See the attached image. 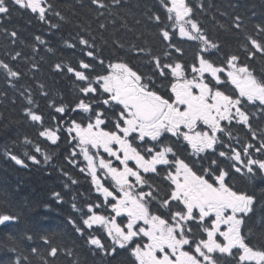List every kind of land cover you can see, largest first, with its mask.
<instances>
[{
    "label": "snow or ice",
    "instance_id": "obj_1",
    "mask_svg": "<svg viewBox=\"0 0 264 264\" xmlns=\"http://www.w3.org/2000/svg\"><path fill=\"white\" fill-rule=\"evenodd\" d=\"M45 3L46 0H0V14L8 15L11 5L30 10L44 21ZM91 3L105 7L101 0H91ZM159 4L166 13L167 23L159 14L150 18L159 26V38L165 49L183 54L174 42L177 35L181 40L198 41L201 45L196 62L191 65V78L185 64L172 60V53L167 50L163 52V59L148 52L147 63L151 70L144 73L122 59L105 65L103 59H98L95 45L80 37L79 45L83 48L78 64L55 65L57 73L74 78V106L55 100L49 102L48 107L59 114L51 116L55 128L45 126L39 105L26 107L24 118L37 126L39 137L52 144L58 142L61 132L78 142L86 161V167H81L80 171L90 176L103 203L87 204V213H81V224L69 222L82 236L86 234L85 229L94 230V226L103 229L110 245L92 232L87 233V244L94 254L108 258L109 264L121 253L128 254L130 264H218V254L235 258L237 252L239 264H264V249L250 246L243 232L246 218L254 211L256 197L235 190L228 182L230 172L221 167L217 159H212L198 173L176 150V145L182 144L191 150L190 155L198 158L202 153L214 154L217 145L222 143L221 134L232 138L233 122L247 128L256 140L244 105L245 102L258 104L264 113V79L257 78L247 64L240 63L238 55L228 56L226 66H218L204 55L212 49L218 50V45L193 19L194 10L188 0H159ZM47 7L50 9L52 5L49 3ZM234 27L241 28L238 16ZM256 28L264 37V26ZM11 35L17 34L12 32ZM36 39L44 43L39 36ZM245 40L244 48L250 59L256 53L264 56V39L246 36ZM65 44L70 49L77 47L67 41ZM139 51L144 52V49ZM18 56L19 52L12 59ZM93 62L102 66L103 71L96 72ZM0 69L8 78L20 77L18 71L3 61H0ZM229 85L231 91L227 90ZM40 88L41 95L47 98L49 93L43 91L44 85ZM28 104L33 105L34 101L29 98ZM73 114L80 118L74 119ZM224 121L228 124H223ZM109 123L112 128L107 127ZM169 138L175 140L166 143ZM25 142L32 143L27 138ZM224 147L228 152L220 151L219 157L232 161L235 173L245 174L246 171L250 181L257 174L264 175V159L252 156L253 149L264 155V137L258 146L245 143L241 149L231 144ZM100 149L122 167L113 166V160L100 155ZM34 151L41 152L39 143L35 144ZM25 155L33 163H39L35 155ZM10 158L17 165L26 166L17 155ZM50 158L44 154L45 162ZM207 158V155L203 157ZM129 162H134L135 167L129 166ZM161 173L163 180L169 182V191L163 196L160 188L151 182L152 177L146 175L160 176ZM101 176L104 181L111 180L114 190L105 186ZM145 187L148 191H144ZM153 202L159 206L156 213L152 211ZM100 208L110 209L115 215L100 214L96 211ZM161 210L163 215L158 214ZM123 216L127 217V222L118 223L117 217ZM17 219L11 214H0V225ZM57 252L53 247L49 255L55 257Z\"/></svg>",
    "mask_w": 264,
    "mask_h": 264
},
{
    "label": "trees",
    "instance_id": "obj_2",
    "mask_svg": "<svg viewBox=\"0 0 264 264\" xmlns=\"http://www.w3.org/2000/svg\"><path fill=\"white\" fill-rule=\"evenodd\" d=\"M101 2L105 7L93 5L91 0H46L44 21L39 20L30 10L11 5L12 10L8 15L0 14V61L8 63L20 73L19 79H11L0 69V214L18 217L15 222L0 225V264H15L16 261L19 264H109L108 258L94 254L87 244V233L92 232L110 245L111 241L104 236L103 229L94 226V230L85 229L86 234L82 236L69 222L72 220L81 224V213H87V204L103 203V197L95 191L90 176L80 171L81 167H86V161L80 153L78 142L71 141L66 132H61L58 142L52 144L39 137L37 126L24 118L26 107L39 105V111L45 117V126L55 128L51 116L59 114L48 107L49 102L55 100L57 103L74 106V78L57 73L55 65L61 62L78 64L83 48L79 45L80 37L95 45L98 59H103L105 65L109 61L122 59L134 69L147 73L151 70L147 63V53L151 52L163 59V52L167 50L172 53V60L185 64L188 77L192 76L191 65L196 62V54L201 45L198 41L181 40L177 35L174 42L183 50V54L164 48L159 38V26L150 18L159 14L167 23L166 13L159 0ZM188 2L194 10L193 19L203 33L218 45V50L212 49L204 55L218 66H226L228 56L238 55L240 63L247 64L257 78L264 79V56L256 53L250 59L244 48L246 36L264 39L256 28L257 25L264 26V0ZM49 3L52 5L50 9L47 7ZM237 16L241 23L239 30L234 27ZM101 25L104 27L101 28ZM12 32L17 35L13 37ZM37 36L44 41L43 44L36 39ZM65 41L77 47L70 49ZM140 49H144V52H140ZM17 52L20 56L13 60ZM102 71V66L96 64V72ZM41 84L44 85L43 91L49 93L47 98L41 95ZM227 90L231 91L232 86L229 85ZM29 98L34 101L33 105L28 104ZM244 107L249 113L257 139H252V133L247 128L233 122L232 138L221 134L222 143L217 146L216 152L203 154V157L208 156L204 159V167L212 159H217L220 166L230 172L228 182L235 190L256 197L254 211L246 218L243 232L250 246L264 249V175L257 174L251 181L246 171L245 174L237 173L234 176L231 168L233 162L219 157L220 151L228 152L225 144L235 147L234 143L239 141L238 149L245 143L258 146L264 137V113L259 110L258 104L245 102ZM73 118L80 117L73 114ZM222 123L228 124L227 121ZM107 127L112 128L113 125L109 123ZM26 138L32 143H26ZM174 140L169 138L165 142L171 143ZM37 143L41 147L39 153L34 151ZM176 150L186 162L194 160L189 149L182 144L176 145ZM90 151L96 152L95 149ZM99 151L106 160L109 159L103 149ZM73 152L80 154L73 157ZM25 153L35 155L39 163H33ZM45 153L51 157L47 162L44 160ZM11 155L23 159L26 166L17 165L10 158ZM252 156L254 159H264V155L256 153L254 149ZM115 165L119 166V163ZM151 177V182L160 188L162 196L169 191V182L163 180V173ZM73 180L77 182L73 183ZM101 180L110 190H114L110 179L104 181L101 176ZM145 190L148 189L145 187ZM158 207L153 202L152 211L156 213ZM96 211L110 214V209L106 208ZM158 214L163 215V210ZM29 236L31 239H27ZM53 247L58 249L55 257L49 255ZM33 248L36 252L32 251ZM238 256V252L235 258L218 254V264H239ZM130 260L127 253H121L110 264H130Z\"/></svg>",
    "mask_w": 264,
    "mask_h": 264
},
{
    "label": "flooded vegetation",
    "instance_id": "obj_3",
    "mask_svg": "<svg viewBox=\"0 0 264 264\" xmlns=\"http://www.w3.org/2000/svg\"><path fill=\"white\" fill-rule=\"evenodd\" d=\"M189 151H191L189 149ZM194 160L191 162H188L190 164V166H192L194 168L195 171H197L198 173H201L202 167H204V159H203V155L200 156V158L193 156ZM131 167H135V165L133 166V164L131 165ZM233 175L236 176L237 173L234 172L233 170Z\"/></svg>",
    "mask_w": 264,
    "mask_h": 264
},
{
    "label": "rangeland",
    "instance_id": "obj_4",
    "mask_svg": "<svg viewBox=\"0 0 264 264\" xmlns=\"http://www.w3.org/2000/svg\"><path fill=\"white\" fill-rule=\"evenodd\" d=\"M107 155H108V154H107ZM108 157H109V156H108ZM109 159H112V160H113V166H116V165H115L116 162L119 163L118 161H115V159L112 158V157H109ZM130 164L135 165L134 162H129V165H130ZM118 167H122V166L119 165ZM145 191H148V190H145ZM110 214H111V215H115V213H111V211H110ZM123 217H125V216H123ZM123 217H121V218H123ZM123 223H126V222H123ZM209 223H210V222H209ZM221 229H222V230L224 229V226H223V225L221 226ZM220 239H222V237H221Z\"/></svg>",
    "mask_w": 264,
    "mask_h": 264
},
{
    "label": "bare ground",
    "instance_id": "obj_5",
    "mask_svg": "<svg viewBox=\"0 0 264 264\" xmlns=\"http://www.w3.org/2000/svg\"><path fill=\"white\" fill-rule=\"evenodd\" d=\"M47 79V78H46Z\"/></svg>",
    "mask_w": 264,
    "mask_h": 264
}]
</instances>
